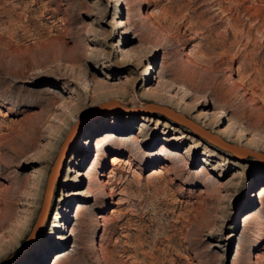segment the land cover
<instances>
[{
	"label": "rangeland",
	"instance_id": "374dc122",
	"mask_svg": "<svg viewBox=\"0 0 264 264\" xmlns=\"http://www.w3.org/2000/svg\"><path fill=\"white\" fill-rule=\"evenodd\" d=\"M263 189L264 0H0V264H264Z\"/></svg>",
	"mask_w": 264,
	"mask_h": 264
},
{
	"label": "bare ground",
	"instance_id": "6f19581e",
	"mask_svg": "<svg viewBox=\"0 0 264 264\" xmlns=\"http://www.w3.org/2000/svg\"><path fill=\"white\" fill-rule=\"evenodd\" d=\"M196 115H198V114H196ZM204 115H206V114L204 113ZM113 119H116V118H113ZM73 136H74V133L71 134V135H69L68 138H67V140H66V142L63 143V146L60 147V149H59V151H58V153L56 155V158L54 160V163H53V165H52V167L50 169V171L52 170L51 177L49 178V180H48V177H47L46 188H45V192H44V196H43V201H42L41 209L39 211V216H38V221L39 222L40 221L42 222V220L46 216L47 211H48V208H49V204H50V199H51V196H52L53 187H54V184H55L57 175H58V173L60 171L62 159L65 156V155H63V148L68 143V146H67V151H68L69 142H70V140H71V138ZM105 138H106L105 136L104 137L101 136V137L97 138V141H96L95 145L98 147L100 144H102L103 139H105ZM231 149H235L238 153H241V151H244V149H241V148H239L236 145H235V148L232 147ZM162 150L168 151V152H170V154H171V152H173L171 149H168L165 146H162L160 148V151H162ZM67 151H66V153H67ZM158 153H160V152H158ZM107 160H109V162L111 163V166L112 167L107 171V173H103V171H99V173H97V177L95 178L96 181L100 182L103 185V189L107 186L106 184H107L108 181H110L109 179L112 178V177H114L116 171L118 170V165L120 163H122V162L123 163L124 162L125 163L127 162V160H125L124 158H122L120 156H117V155H111V156H109L107 158ZM100 176H106V180L102 179V177H100ZM263 194H264V189L259 193V195L262 196ZM58 214L59 213L57 212L55 214V216H58Z\"/></svg>",
	"mask_w": 264,
	"mask_h": 264
},
{
	"label": "water",
	"instance_id": "95a60500",
	"mask_svg": "<svg viewBox=\"0 0 264 264\" xmlns=\"http://www.w3.org/2000/svg\"><path fill=\"white\" fill-rule=\"evenodd\" d=\"M164 108H165V111L163 110L164 113H166L167 115H169L170 117L174 118L175 120H177L179 122H183V123L187 124L194 131L198 132L201 136L207 138L210 142L215 143V144H217L223 148L230 149L235 154H238V155H242L244 153V151H241V153H238L235 149H231L232 147L235 148L234 143H229L228 141L224 140L220 135L213 133L209 129H206L203 126H201L200 124L192 121L191 119L187 118L181 112L175 111L174 109L166 107V106H164ZM66 140H67V138L64 139L65 142H66ZM64 141L62 142V146H63V143H65ZM67 146H68V143L63 148V155H65V153L67 151ZM238 147L241 149H244L241 146H238ZM51 172H52V170L48 174V180L51 177Z\"/></svg>",
	"mask_w": 264,
	"mask_h": 264
}]
</instances>
